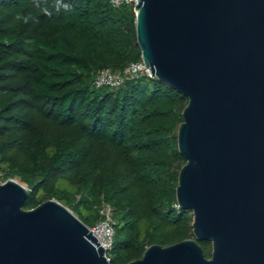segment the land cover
<instances>
[{"label":"trees","instance_id":"obj_1","mask_svg":"<svg viewBox=\"0 0 264 264\" xmlns=\"http://www.w3.org/2000/svg\"><path fill=\"white\" fill-rule=\"evenodd\" d=\"M62 3L69 8L0 0V181L26 184L24 208L54 198L87 226L109 204L110 264L194 238L192 213L175 195L187 99L146 75L94 88L98 70L141 59L135 12L108 0ZM198 243L209 258L210 242Z\"/></svg>","mask_w":264,"mask_h":264},{"label":"water","instance_id":"obj_2","mask_svg":"<svg viewBox=\"0 0 264 264\" xmlns=\"http://www.w3.org/2000/svg\"><path fill=\"white\" fill-rule=\"evenodd\" d=\"M134 12L151 77L187 99L175 195L194 238L126 264H264V0H137ZM28 194L0 181V264H110L70 209H25Z\"/></svg>","mask_w":264,"mask_h":264},{"label":"built area","instance_id":"obj_3","mask_svg":"<svg viewBox=\"0 0 264 264\" xmlns=\"http://www.w3.org/2000/svg\"><path fill=\"white\" fill-rule=\"evenodd\" d=\"M108 2L115 8L130 5L134 10L137 0H108ZM141 75L151 77L149 68H147L146 64L140 59L129 62L122 70L115 71L110 68L98 70L92 80V86L96 89L103 87L116 89L122 86L126 80ZM176 206L179 205L176 204ZM98 215L99 217L96 222L88 226V228L99 242V245L104 249V255L109 260L107 252L113 246L117 220L113 214V209L106 202H102L99 205Z\"/></svg>","mask_w":264,"mask_h":264},{"label":"rangeland","instance_id":"obj_4","mask_svg":"<svg viewBox=\"0 0 264 264\" xmlns=\"http://www.w3.org/2000/svg\"><path fill=\"white\" fill-rule=\"evenodd\" d=\"M5 173H6V171H4V170H2L1 172H0V180H1V178L3 177V175H5ZM8 179H14V180H16V181H18V182H20L19 181V179L17 178V177H10V178H8ZM22 185H24V186H26V184L24 183V182H20ZM27 187V186H26ZM51 199H54V198H51ZM43 202V201H42ZM41 203V202H40ZM40 203H38V204H40ZM38 204H36V205H34V206H32V207H30V208H25V209H31V208H34L35 206H37ZM75 215V214H74ZM76 216V215H75ZM77 217V216H76ZM81 217V216H80ZM79 218V217H78ZM95 222H93V223H91L90 224V226L91 225H93ZM107 254L108 255H110L111 253L108 251L107 252Z\"/></svg>","mask_w":264,"mask_h":264},{"label":"clouds","instance_id":"obj_5","mask_svg":"<svg viewBox=\"0 0 264 264\" xmlns=\"http://www.w3.org/2000/svg\"><path fill=\"white\" fill-rule=\"evenodd\" d=\"M57 7L59 8L60 6L64 7L65 9L69 8V5L63 4L62 0H56Z\"/></svg>","mask_w":264,"mask_h":264}]
</instances>
